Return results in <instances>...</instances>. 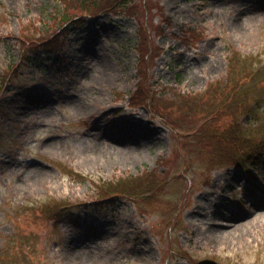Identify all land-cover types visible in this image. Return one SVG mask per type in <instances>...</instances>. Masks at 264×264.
<instances>
[{
	"label": "rangeland",
	"instance_id": "rangeland-1",
	"mask_svg": "<svg viewBox=\"0 0 264 264\" xmlns=\"http://www.w3.org/2000/svg\"><path fill=\"white\" fill-rule=\"evenodd\" d=\"M59 33L64 47L43 52ZM143 43L168 117L184 114L175 95L249 59L260 74L238 83L260 85L261 102L237 120L264 137V0H0V264H264V160L208 165L217 148L189 132L202 123L181 121L179 139L130 106ZM143 173L160 189L149 203L93 204L98 180Z\"/></svg>",
	"mask_w": 264,
	"mask_h": 264
},
{
	"label": "trees",
	"instance_id": "trees-1",
	"mask_svg": "<svg viewBox=\"0 0 264 264\" xmlns=\"http://www.w3.org/2000/svg\"><path fill=\"white\" fill-rule=\"evenodd\" d=\"M67 19V15L61 13L60 21L63 23L66 22ZM60 34L61 33L54 39L45 37L47 41V46L43 49L45 53L58 50L62 44ZM182 36L184 41H192L193 43H196L197 39L200 38L199 34L190 30ZM28 40L29 39L19 40L23 49L27 46H32V41ZM37 40L40 41L39 37H37ZM38 41L35 42V45ZM139 53L140 56L142 55V61H139L137 66V68H139L138 73L140 80L136 85L137 89L135 93L130 98V106L136 108L141 102H145L144 105L151 114L153 116L157 115L163 119L179 139L186 137L184 133L182 135V133L179 132V124L181 121H183V123H189L193 120V123H202L189 132L192 137L191 139L201 141L204 148H217L216 153L209 152L205 149L211 153V155L206 157L208 165L209 163H225L227 165L244 166L246 163L255 164L257 162L259 151L261 148H264V137L256 139L252 137L251 132H248L246 135L245 131H243V127L239 125L240 121L237 119L238 116L241 115L243 109H246V114L249 115L251 110L257 107L259 102H261L256 99L261 86L250 82L251 85L244 89V87L241 86L243 82L238 83V81L242 74L243 80L244 76H246L248 81H252L253 77L260 74L261 70H255L249 59L244 63V66L242 65L243 62L235 59L231 71H229V74L225 77V82L213 84L207 92L204 93H178V95H175L185 102V104L181 106L184 114L175 118L168 117L167 114L160 112L159 109H156L154 106L156 105L155 98L157 93L152 86L149 85L148 76L149 70L154 62V56L157 53L155 48L151 46L148 49L146 44L143 43L139 45ZM29 56L27 58H30ZM238 58L242 60L239 55ZM253 59L255 63L260 62V60L256 58ZM143 63H145L146 66L145 69L142 70L141 67ZM246 64H249L250 67H247ZM202 115H206L205 118L201 117ZM234 115H236L235 119H233ZM230 118L233 119L232 124L227 122ZM203 143L205 145H203ZM154 178L156 179L154 174L143 173L137 177H122L110 181L98 180V184L96 185L98 193H96L97 197L93 201V204L97 208H101L104 205L115 206L122 198L135 202L149 203V199L152 197L153 192L155 193L160 190L159 188H156V190L148 189L155 186L154 181H152ZM160 187H162V184Z\"/></svg>",
	"mask_w": 264,
	"mask_h": 264
},
{
	"label": "bare ground",
	"instance_id": "bare-ground-1",
	"mask_svg": "<svg viewBox=\"0 0 264 264\" xmlns=\"http://www.w3.org/2000/svg\"><path fill=\"white\" fill-rule=\"evenodd\" d=\"M132 129L134 128V131H138V129L139 128H136V126H134V127H131ZM141 130L143 129V128H140ZM99 134H101V132L99 133ZM104 134V133H103ZM109 136L112 138V139H114L115 141H121V139H123V135L122 134H120L119 132H115V133H113V134H110L109 133ZM236 218H233L232 219V223H230V224H226L227 225V227H231V226H233L232 227V229L235 227L234 225H235V222H236ZM234 222V223H233ZM211 228H208V230H207V232L208 233H212L211 232V230H210ZM224 230V229H223ZM220 234L222 233L221 231H218Z\"/></svg>",
	"mask_w": 264,
	"mask_h": 264
}]
</instances>
